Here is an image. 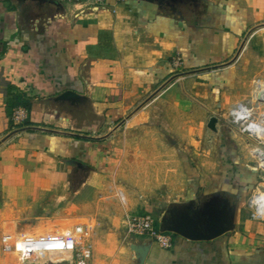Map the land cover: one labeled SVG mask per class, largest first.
I'll list each match as a JSON object with an SVG mask.
<instances>
[{
  "label": "crops",
  "instance_id": "0c3cea01",
  "mask_svg": "<svg viewBox=\"0 0 264 264\" xmlns=\"http://www.w3.org/2000/svg\"><path fill=\"white\" fill-rule=\"evenodd\" d=\"M56 1L62 6L28 0L18 8L17 0H0L1 214L9 204L32 198L44 184L64 185V175L81 184L79 192L106 190L119 169L117 129L136 107L145 116L159 99L168 103L176 98V111L187 120L185 105L191 95L197 100L218 95L221 108L228 111L250 101L257 89L254 82L264 80V0L162 5L107 0L101 6ZM175 58L183 62L179 70L172 66ZM181 78L196 85H178ZM203 88L205 94L199 92ZM67 90L90 98L98 120L78 126L39 103ZM16 97L29 100L30 109L16 105ZM18 109L28 112L24 124L12 119ZM222 147L214 167H220L221 175L165 198L157 222L160 226L173 204L228 192L239 202L234 230L212 241L170 233L173 242L167 249L149 238H131L129 248L120 247L117 264H138L133 243L149 246L144 264H264V222L251 219L248 205L263 188L254 189L257 183L243 172L239 154L232 157L230 145L225 146L229 150ZM65 160L90 169L74 170ZM117 196L124 207L130 205L124 190ZM48 221L45 233H50ZM39 233L44 230L37 225L18 237ZM52 259L71 261L72 254Z\"/></svg>",
  "mask_w": 264,
  "mask_h": 264
},
{
  "label": "rangeland",
  "instance_id": "374dc122",
  "mask_svg": "<svg viewBox=\"0 0 264 264\" xmlns=\"http://www.w3.org/2000/svg\"><path fill=\"white\" fill-rule=\"evenodd\" d=\"M189 80L192 79L181 78L177 84L185 82L187 87L196 85ZM263 83L264 80L254 82L257 89L255 87L251 97L254 103H259V109L255 105V108H251L256 109L257 114L264 110V97L261 95ZM203 90L205 92H199L205 94L208 91L206 88ZM214 97L217 102H214ZM196 98V95H191L185 105L189 113L187 120L176 111L179 105L176 98L168 103L159 99L145 116L138 112V107L130 112L127 120L117 129L119 169L117 175L112 177L111 184H108L110 188L79 192L81 184L75 183L71 175H64V185L56 187L44 184L43 190L20 205L9 204L0 213V264H21L15 253L5 254L2 251L3 236L11 234L16 237L18 233L33 231L37 225L45 234L44 221L48 220H51V224L46 227L50 233H61L75 224L91 223L89 243L92 258L87 264H117L120 247L126 245L129 248L133 242L123 223L127 214L139 211L157 220L160 204L164 203L165 198L194 183L200 184L207 178L212 183L213 174L217 177L221 172L220 167L216 170L214 167L220 163V152L224 150L222 146L227 144L230 145L232 157L236 156L235 153L239 154L243 172L251 173L249 176L257 183L254 189L262 187L258 192L264 194V167L252 155L253 149V152L256 148L264 150V139L243 132L242 122H236L237 117L232 114L233 108L248 106L247 103L231 106L226 111L221 108V97L218 95L211 96L209 100ZM212 117L218 118L217 132L208 128ZM221 135L226 138L225 142H219ZM120 190L127 193L130 205L124 207L120 203L117 196ZM29 264L51 263L34 259Z\"/></svg>",
  "mask_w": 264,
  "mask_h": 264
},
{
  "label": "water",
  "instance_id": "95a60500",
  "mask_svg": "<svg viewBox=\"0 0 264 264\" xmlns=\"http://www.w3.org/2000/svg\"><path fill=\"white\" fill-rule=\"evenodd\" d=\"M28 0H17L18 8ZM50 3L61 7L56 0H31ZM152 3L164 4L171 2L181 4L190 0H147ZM48 110L58 116L69 119L78 126L88 120L97 121L93 103L87 96L74 90H67L58 96L41 100ZM218 118L212 117L208 128L217 132ZM64 163L74 170L89 171V167L77 160H65ZM233 194L225 192L209 197H202L182 204H173L167 210L160 222L163 232L174 233L191 241H212L231 232L235 228L236 214L239 202L232 201ZM131 251L135 254L138 264H144L149 246L132 244Z\"/></svg>",
  "mask_w": 264,
  "mask_h": 264
},
{
  "label": "built area",
  "instance_id": "2783aa9c",
  "mask_svg": "<svg viewBox=\"0 0 264 264\" xmlns=\"http://www.w3.org/2000/svg\"><path fill=\"white\" fill-rule=\"evenodd\" d=\"M127 1V0H117ZM62 3L91 2L93 5H105L107 0H61ZM183 62L179 58L172 60L174 69L179 70ZM252 101H247L253 108ZM244 104V103H243ZM12 119L19 124H24L28 119V112L18 109ZM251 210V219L264 222V196L252 195L248 202ZM125 230L130 238L145 237L153 240L162 248L172 246V236L163 232L157 220L147 215H128L124 221ZM92 235L90 224H75L61 233H39L25 237L7 234L2 238V249L5 254H16L21 264H29L35 260H42L51 264H87L92 258V246L89 240ZM72 254V260L55 263V255Z\"/></svg>",
  "mask_w": 264,
  "mask_h": 264
},
{
  "label": "bare ground",
  "instance_id": "6f19581e",
  "mask_svg": "<svg viewBox=\"0 0 264 264\" xmlns=\"http://www.w3.org/2000/svg\"><path fill=\"white\" fill-rule=\"evenodd\" d=\"M251 104H253V107L254 105L257 106L256 109H259L258 102L254 103L252 101ZM256 109H251V107H248L246 105H239L232 109V114L237 117L236 122H240V123L242 122L244 126L242 130L243 132H249L252 135L259 136L260 138L262 137L264 139V110L263 112H261V114L260 113L257 114L255 113L258 112L256 111ZM253 153H254V157L259 161V164H261V166L264 167V150L260 148H256ZM257 194H259V196H264V194L260 192H257L254 195Z\"/></svg>",
  "mask_w": 264,
  "mask_h": 264
},
{
  "label": "trees",
  "instance_id": "16d2710c",
  "mask_svg": "<svg viewBox=\"0 0 264 264\" xmlns=\"http://www.w3.org/2000/svg\"><path fill=\"white\" fill-rule=\"evenodd\" d=\"M15 104L18 105V106L21 105V106H23V107H25L27 109H30V105H31L29 100L25 99V100L22 101V100H20L19 97H16Z\"/></svg>",
  "mask_w": 264,
  "mask_h": 264
}]
</instances>
